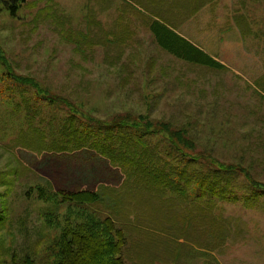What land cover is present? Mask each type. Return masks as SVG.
I'll list each match as a JSON object with an SVG mask.
<instances>
[{
	"label": "rangeland",
	"instance_id": "obj_1",
	"mask_svg": "<svg viewBox=\"0 0 264 264\" xmlns=\"http://www.w3.org/2000/svg\"><path fill=\"white\" fill-rule=\"evenodd\" d=\"M135 9L125 0H27L12 16L0 3V48L17 74L35 78L76 105L65 106L66 112L87 111L108 123L132 114L184 128L202 150L225 164L248 167L252 178L264 184V83H257L264 79V0H217L176 23L178 33L225 70L167 53ZM0 88V180H7L16 161L25 172L11 186L0 182V264H12L15 255L56 264L62 235L88 219L80 207L40 199L37 183L49 180L57 190L97 189L119 186L125 176L89 150V142L71 151L77 140L61 132L66 124H40V113L30 115L33 124H20L26 112L20 89L1 81ZM10 95L18 97L15 106ZM88 126L76 124L77 129ZM36 128L46 132L50 152L17 144L21 136L36 137ZM104 131L119 144L120 129ZM51 145L70 149L51 152ZM263 189L253 204L219 205L216 214L231 220L233 235L212 252L215 260L202 253L168 259L166 252L151 250L148 235L134 233L125 251L128 264H264Z\"/></svg>",
	"mask_w": 264,
	"mask_h": 264
},
{
	"label": "trees",
	"instance_id": "obj_2",
	"mask_svg": "<svg viewBox=\"0 0 264 264\" xmlns=\"http://www.w3.org/2000/svg\"><path fill=\"white\" fill-rule=\"evenodd\" d=\"M26 1L0 0V3L12 16H17ZM216 1L125 0L127 5L145 15L157 44L167 53L191 64L225 70L226 65L176 30V23ZM0 67L4 69L0 81L20 89L24 103L20 106L26 110L20 124H33L32 113H40V124H66L61 132L66 130L67 138L71 135L77 140L71 151L82 150L83 142H89V150H96L109 159L125 176L119 186L101 185L97 189L57 190L49 180L37 183L40 199L80 207L86 211L88 219L83 226L78 224L62 235L60 259L56 264H128L125 251L134 233L148 235L152 241L151 250L166 252L168 259L180 261L188 253H202L215 260L212 252L220 251L233 235L231 220L216 214L219 205L238 200L253 204L260 199L264 184L252 178L248 167L221 162L202 150L184 128L174 129L170 123H156L148 117L132 114L108 123L87 111L66 112L65 106L74 108L76 105L42 88L35 78L17 74L1 48ZM262 82L264 79L257 83L262 85ZM31 87L36 92L30 93ZM16 98L15 95L8 98L14 106ZM76 124H91L92 127L77 129ZM111 127L121 130L118 145L113 144L112 134L108 137L102 134ZM35 130L36 137L21 136L20 143H16L32 150L40 149L41 153L50 152L46 132L41 128ZM159 135L164 136L154 138ZM69 149L70 145H54L51 152L67 153ZM106 149L112 153L108 155ZM12 169L5 174L7 180H0L1 186H11L16 179L24 177L20 161H16ZM12 264L36 263L15 255Z\"/></svg>",
	"mask_w": 264,
	"mask_h": 264
}]
</instances>
